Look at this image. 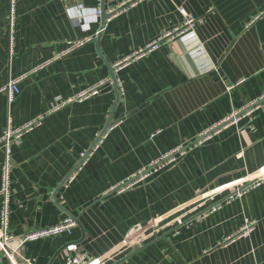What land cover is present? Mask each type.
<instances>
[{"label":"crops","instance_id":"0c3cea01","mask_svg":"<svg viewBox=\"0 0 264 264\" xmlns=\"http://www.w3.org/2000/svg\"><path fill=\"white\" fill-rule=\"evenodd\" d=\"M120 1L15 0L10 42V0H0V136L8 123L43 116L11 144L8 230L19 237L66 216L77 221L70 234L29 241L21 254L62 264L75 242L94 258L146 227L142 243L120 249L119 264H264V178L240 185L264 168V104L126 190L109 191L260 96L264 37L255 22L264 0H136L104 22L94 15ZM184 13L201 18L192 31L112 75L117 60L178 27ZM111 76L117 85L52 111ZM3 160L0 149V184ZM248 222L247 235L226 242Z\"/></svg>","mask_w":264,"mask_h":264},{"label":"built area","instance_id":"2783aa9c","mask_svg":"<svg viewBox=\"0 0 264 264\" xmlns=\"http://www.w3.org/2000/svg\"><path fill=\"white\" fill-rule=\"evenodd\" d=\"M135 1L136 0H121L115 6L109 7L105 13L102 9L96 8L94 10V15L98 17L104 14L105 19L108 20L118 12L126 10ZM15 19H16L15 0H10V6L7 15V25H6L7 34L9 36L10 42H12L13 40ZM199 21H201V18H196L191 14L184 13V20L178 27L163 32L158 38L152 40L151 42L146 43L144 46L137 48L130 54L117 60L112 65L113 68L112 74H114V71L120 69L122 66L126 65L130 61L156 50L161 43L169 42L171 39L175 37H179L182 34L192 31L195 24L198 23ZM18 81L19 79L11 80L7 84V87L5 88L8 91V96L10 99L13 97L15 93L19 91L17 87ZM106 82L109 83L113 82L115 85L118 84L116 77L111 76V78L109 77L101 81L100 83L96 84L95 86H92L82 92H79L76 96L72 98H69L67 100L57 101V103L54 104L52 111L60 109L66 103L71 102L73 100L81 101L90 95L96 94L99 91L101 85L105 84ZM263 104H264V90L260 94V96H258L256 99L250 102H246L238 109L231 110V112L227 114L224 118H222L221 120L216 122V124H214L213 126L206 129L204 132H202L193 142L192 141L187 142L186 144L176 147L174 150L163 154L161 157L154 160L148 167L139 170L137 173L121 181L116 186L111 187L109 191L122 192L126 190L130 186L146 178L152 172L160 169L165 164L173 161L178 154L186 153L193 146L199 145L204 141L208 140L209 138H211L216 132L221 131L224 128H227L230 125L237 124L246 114L252 112L255 109H258ZM42 119L43 116L19 127H13L8 123L5 129L3 130L2 135L0 136V149L4 151V160L1 166V184H0V195L2 196V206L0 210V264H35L33 260L26 258L21 254V249L25 243L29 241L50 238L57 235L70 234L73 228L77 225V221L73 216H66L51 226L32 228L19 237H16L8 230V225H9L8 203L10 197V172L12 168L11 152H10L11 144L13 142H18L19 138L23 133L31 130L36 125L40 124ZM98 140L99 138L97 139V141ZM97 141L93 144V146L97 145ZM90 151L87 153V155L90 153ZM85 153L83 152L81 154V157H83ZM73 176L74 173L72 172L71 175L68 177V179H72ZM263 178H264V168L256 172L255 174H251L249 177L246 178V181L241 182L240 185H244L246 182L248 183L249 181L253 183ZM241 189L238 190L236 188L234 194L240 195ZM211 193L212 192L209 191L205 195H210ZM153 226L154 223H151L149 228L151 227L150 229H152ZM252 227H253V222L246 223L241 230H239L236 234H234V236H227L225 238L226 242H231L236 237L247 235L248 232L252 229ZM145 229L146 227H144V230ZM144 230L136 232L137 234H133L131 237L126 239V241L121 245L94 258H91L88 255L81 253L79 251L78 245L75 242H69L65 245L64 249L70 255L62 264H119L115 260V258L116 255L120 252V249L122 250L125 247L127 248L130 247L133 244L142 243V240L146 239V237L148 236V234H143Z\"/></svg>","mask_w":264,"mask_h":264},{"label":"water","instance_id":"95a60500","mask_svg":"<svg viewBox=\"0 0 264 264\" xmlns=\"http://www.w3.org/2000/svg\"><path fill=\"white\" fill-rule=\"evenodd\" d=\"M101 19H102V21L104 22V20H105V16H104V14H102V16H101ZM255 26L257 27V29H258V31H259V33H260V36L261 37H264V13L262 14V16L258 19V20H256V22H255ZM113 75V74H112ZM117 93H119L118 91H117ZM109 125H110V121L108 122V124L105 126V128H104V131L109 127ZM104 131L100 134V136H99V138L102 136V134L104 133ZM92 149V147L85 153V155L80 159V161L76 164V166H75V168L72 170V172H74L76 169H77V167L81 164V162L83 161V159L86 157V155H87V153L90 151ZM71 172V173H72ZM71 173L66 177V179L64 180V181H66L67 179H68V177L71 175ZM64 183V182H63ZM62 183V184H63Z\"/></svg>","mask_w":264,"mask_h":264}]
</instances>
